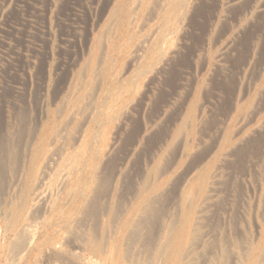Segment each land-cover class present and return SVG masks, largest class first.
I'll use <instances>...</instances> for the list:
<instances>
[{
    "label": "rangeland",
    "instance_id": "rangeland-1",
    "mask_svg": "<svg viewBox=\"0 0 264 264\" xmlns=\"http://www.w3.org/2000/svg\"><path fill=\"white\" fill-rule=\"evenodd\" d=\"M0 147V264H264V0H0Z\"/></svg>",
    "mask_w": 264,
    "mask_h": 264
},
{
    "label": "bare ground",
    "instance_id": "bare-ground-1",
    "mask_svg": "<svg viewBox=\"0 0 264 264\" xmlns=\"http://www.w3.org/2000/svg\"><path fill=\"white\" fill-rule=\"evenodd\" d=\"M174 3V2H173ZM182 2H180V4H181ZM182 4H184V3H182ZM180 6V5H179ZM181 7V6H180ZM169 11V10H168ZM180 14V13H179ZM184 15V14H183ZM166 17H167V15H166ZM189 19V18H188ZM170 20V19H169ZM170 25V24H169ZM176 25V24H175ZM167 27H169V26H167ZM171 27V26H170ZM111 28V27H110ZM184 28V27H183ZM156 29V28H155ZM179 29V28H178ZM166 30H168V29H166ZM165 30V31H166ZM172 30H173V28H172ZM171 31V30H170ZM169 31V32H170ZM169 32L167 33V34H169ZM173 32V31H172ZM103 33H105V32H103ZM165 34V33H164ZM171 35V34H170ZM172 35H173V33H172ZM181 35V34H180ZM162 36V35H161ZM165 36V35H164ZM151 37V36H150ZM166 37V36H165ZM170 36H168V38H169ZM171 38V37H170ZM170 38L168 39V40H170ZM161 39V38H160ZM159 39V40H160ZM148 40V39H147ZM154 41V40H153ZM165 43H166V38H164V40H163ZM163 41H162V44H163ZM155 42V41H154ZM157 42H158V40H157ZM161 43V42H160ZM160 43H158V45L157 46H155V48L156 47H159V44ZM169 43V42H168ZM167 44V43H166ZM152 45V44H151ZM163 47H164V45H162ZM160 48H158V50H159ZM160 53V52H159ZM102 54V53H101ZM140 54V53H139ZM157 54V53H156ZM164 54V53H163ZM154 55V54H153ZM159 55V54H158ZM165 55V54H164ZM101 56V55H100ZM171 56V55H170ZM158 60V59H157ZM142 61V60H141ZM146 61V60H145ZM129 62V61H128ZM156 62V61H155ZM127 63V62H126ZM143 63V62H142ZM154 63V62H153ZM156 65V64H155ZM155 67V66H154ZM159 68V67H158ZM169 68V67H168ZM164 69V68H163ZM160 70V69H159ZM83 72V71H82ZM126 73V72H125ZM96 74H97V72H96ZM109 76V75H108ZM148 78V77H147ZM110 79V78H109ZM137 79V78H136ZM153 80V79H152ZM119 81V80H118ZM124 81V80H123ZM122 81V82H123ZM135 84V83H134ZM96 85H97V83H96ZM95 85V86H96ZM109 88V87H108ZM127 88V87H126ZM118 89V88H117ZM116 90V89H115ZM95 91V90H94ZM121 91V90H120ZM136 101V100H135ZM88 105V104H87ZM60 113V112H59ZM69 119V118H68ZM93 119V118H92ZM67 124V123H66ZM64 125V124H63ZM81 129V128H80ZM59 132H61V131H59ZM94 132V131H93ZM96 133V132H95ZM58 134V133H57ZM59 137V136H58ZM95 137V136H94ZM45 143V142H44ZM46 144V143H45ZM10 146V145H9ZM45 146V145H44ZM0 149H1V147H0ZM45 150V149H44ZM57 151V150H56ZM14 154H16V153H14ZM28 156V155H27ZM87 156V155H86ZM52 157L53 156H49L48 157V161L49 160H51L52 159ZM58 157V156H57ZM2 158V157H1ZM87 159V158H86ZM84 161V160H83ZM17 162V161H16ZM15 162V163H16ZM48 164H49V162H47ZM53 163V162H52ZM17 164V163H16ZM109 167V166H108ZM45 168V167H44ZM99 172V171H98ZM5 173V172H4ZM83 172H81V174H82ZM14 174V173H13ZM43 174V173H42ZM14 176V175H13ZM41 177H43V176H41ZM5 178V177H4ZM93 179V178H92ZM38 181V180H37ZM90 181V180H89ZM104 181V180H103ZM202 181V180H201ZM92 182H93V180H92ZM21 184V183H20ZM96 185V184H95ZM94 185V186H95ZM20 186V185H19ZM202 186V185H201ZM82 187H84V186H82ZM92 187V186H91ZM120 187V186H119ZM159 186H154V187H152V186H149V185H145L144 187H142V189L139 191V196H138V200H140V198L141 197H143V198H145V197H147V195L148 194H150L153 190H156L157 188H158ZM121 188V187H120ZM42 189V188H41ZM10 190H11V188H10ZM34 190V189H33ZM9 191V190H8ZM120 191V190H119ZM186 191V190H185ZM197 191V190H196ZM153 193V192H152ZM53 194V193H52ZM96 194V193H95ZM136 194V193H135ZM10 195V194H9ZM79 197V196H78ZM214 197V196H213ZM47 198V197H46ZM89 198V197H88ZM208 198V197H207ZM184 199V198H183ZM129 200H131V199H129ZM40 201V200H39ZM81 201V200H80ZM151 203V202H150ZM86 204H87V201H86ZM140 204V203H139ZM108 205V204H107ZM156 205V204H155ZM87 206V205H86ZM150 206V205H149ZM148 206V207H149ZM18 207V206H17ZM7 208V207H6ZM134 208V207H133ZM84 209V208H83ZM200 210V209H199ZM198 210V211H199ZM29 211V210H28ZM45 211V210H44ZM82 211V210H81ZM88 211V210H87ZM141 211V210H140ZM158 211V210H157ZM115 212V211H114ZM197 212V211H196ZM63 213V212H62ZM159 213V212H158ZM1 214V213H0ZM90 214H91V212H90ZM112 214V213H111ZM143 214V213H142ZM36 215V214H35ZM197 215V214H196ZM7 216V215H6ZM158 216V215H157ZM88 217V216H87ZM143 217V216H142ZM154 217H155V215H154ZM192 217V216H191ZM83 218V217H82ZM89 218V217H88ZM66 219V218H65ZM199 219V218H198ZM76 220V219H75ZM79 220H80V218H79ZM147 220V219H146ZM81 221V220H80ZM141 221V220H140ZM168 221V220H167ZM31 222V221H30ZM76 222V221H75ZM79 223V222H78ZM136 223V222H135ZM173 223V222H172ZM133 224V220H132V218L131 217H129V216H126L125 218H124V220H123V222L121 223V226H120V229H121V231L122 230H124V231H126V230H128L129 228H130V226ZM166 224V223H165ZM171 224V223H170ZM169 224V225H170ZM72 225V224H71ZM114 225V224H113ZM151 225V224H150ZM63 226V225H62ZM74 226V225H73ZM75 226H77V225H75ZM87 226V225H86ZM133 226H135V224H133ZM172 226V225H171ZM198 226V225H197ZM135 227H137V225L135 226ZM134 227V228H135ZM84 228H85V226H84ZM93 228V227H92ZM160 228V227H159ZM172 228V227H171ZM197 228V227H196ZM75 230V229H74ZM172 230V229H171ZM81 231V230H80ZM92 231V230H91ZM169 231V230H168ZM168 231H166V232H168ZM178 232V233H177ZM175 231V230H173V241L168 245V250L170 251V252H174V253H177V252H179L180 251V249L182 248V246L180 245V243H176V237L178 236V234L180 235V234H182V232L181 233H179V231ZM192 232H193V230H192ZM201 232V231H200ZM93 233V232H92ZM126 233H127V231H126ZM133 233V232H132ZM172 233V232H171ZM94 234V233H93ZM154 234V233H153ZM167 235H168V233H166ZM65 235H66V233H65ZM134 235V234H133ZM165 235V234H164ZM88 236V235H87ZM94 236V235H93ZM128 236V235H127ZM99 237V236H98ZM124 237V236H123ZM143 237V236H142ZM158 237V236H157ZM196 237V236H195ZM194 237V238H195ZM132 238V237H131ZM187 238V237H186ZM193 238V237H192ZM199 238H200V236H199ZM199 238H198V240H199ZM22 239V238H21ZM77 239V238H76ZM130 240V239H129ZM164 240V239H163ZM200 240H201V238H200ZM83 241V240H82ZM124 241V240H123ZM140 241V240H139ZM180 241V240H179ZM27 242V241H26ZM85 242V241H84ZM118 242H119V240L118 239H115L113 242H112V247H117V245H118ZM128 242V241H127ZM87 243V242H86ZM101 245H102V243H101ZM189 245V244H188ZM225 245V244H224ZM145 246V245H144ZM195 246V245H194ZM44 247V246H43ZM124 247V246H123ZM122 247V248H123ZM190 247V246H189ZM206 247V246H205ZM101 248V247H100ZM134 248V247H133ZM147 248H149V247H147ZM167 248V247H166ZM209 248V247H208ZM60 249V248H59ZM67 249H69V248H67ZM151 250V249H150ZM164 250V249H163ZM187 250H188V248H187ZM112 251V250H111ZM148 252V251H147ZM159 252V251H158ZM56 253V252H55ZM114 253V252H113ZM127 253V252H126ZM136 253V252H135ZM139 253V252H138ZM191 253V252H190ZM225 253V252H224ZM260 253H262V252H260ZM85 254V253H84ZM112 254V253H111ZM147 254V253H146ZM194 255H195V253H193ZM198 254V253H197ZM56 255V254H55ZM141 255V254H140ZM145 255V254H144ZM172 255H174V254H172ZM44 255H42V257H43ZM112 256V255H111ZM159 256V255H158ZM154 257H156V256H154ZM186 257V256H185ZM199 257H200V255H199ZM261 257V256H260ZM76 258V257H75ZM111 258V257H110ZM109 258V259H110ZM182 258V257H181ZM195 258V257H194ZM91 259V258H90ZM157 259V258H156ZM196 259V258H195ZM256 259V258H255ZM253 260L252 261V263L251 264H256L255 263V261L256 260ZM42 260V259H41ZM81 260V259H80ZM151 260V259H150ZM160 260H162V259H159L158 258V260H156L155 261V263L154 264H161V261ZM171 260V259H170ZM169 259H166L164 262H163V264H180V261H179V259L177 260V259H175V261L172 263L171 261H170ZM193 260V259H192ZM260 260V259H259ZM259 260H258V262H259ZM261 260H263L262 258H261ZM133 261V260H132ZM117 262H118V260H117ZM202 262V261H201ZM223 262V261H222ZM242 262V261H241ZM261 262V261H260ZM123 263V262H122ZM128 263H130V262H128ZM152 263V262H151ZM150 263V264H151ZM117 264V263H116ZM148 264V263H147Z\"/></svg>",
    "mask_w": 264,
    "mask_h": 264
}]
</instances>
